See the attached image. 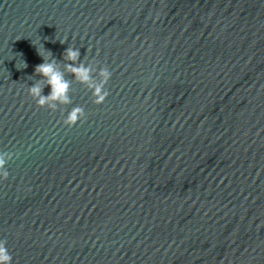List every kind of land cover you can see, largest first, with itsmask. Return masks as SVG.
I'll return each instance as SVG.
<instances>
[{
  "label": "water",
  "instance_id": "water-1",
  "mask_svg": "<svg viewBox=\"0 0 264 264\" xmlns=\"http://www.w3.org/2000/svg\"><path fill=\"white\" fill-rule=\"evenodd\" d=\"M69 46L109 95L38 108ZM0 152L12 264H264V0H0Z\"/></svg>",
  "mask_w": 264,
  "mask_h": 264
},
{
  "label": "clouds",
  "instance_id": "clouds-1",
  "mask_svg": "<svg viewBox=\"0 0 264 264\" xmlns=\"http://www.w3.org/2000/svg\"><path fill=\"white\" fill-rule=\"evenodd\" d=\"M65 43V41H60ZM38 54L43 58V63L35 66V74L41 76L39 80L28 88V94L35 101L38 108H47L56 112L59 106L72 104L70 93L72 91V80L66 79V73L74 77V80L84 85L92 94L93 103L102 104L109 92L106 88L112 73L107 67L97 68L94 63L86 64L80 59V50L74 47H67L62 53V60L58 62L50 51L47 55L41 53L37 48ZM24 67L26 64L24 63ZM95 73V76L93 75ZM45 86H50L49 94H43ZM85 109L75 106L63 119V124L68 128L76 126L78 122L85 119ZM13 158V153L0 152V177L7 179L9 172L6 164ZM7 241L0 240V264H12V255L7 248Z\"/></svg>",
  "mask_w": 264,
  "mask_h": 264
}]
</instances>
